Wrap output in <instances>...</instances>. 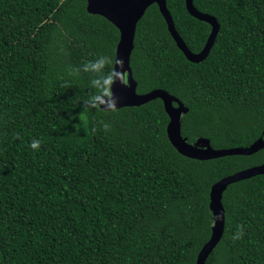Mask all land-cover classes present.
Here are the masks:
<instances>
[{
    "label": "trees",
    "instance_id": "16d2710c",
    "mask_svg": "<svg viewBox=\"0 0 264 264\" xmlns=\"http://www.w3.org/2000/svg\"><path fill=\"white\" fill-rule=\"evenodd\" d=\"M86 4L0 0V264H195L211 234V185L262 164L264 148L194 159L169 141L160 98L94 107L119 32ZM192 4L218 23L208 54L188 60L152 3L130 56L136 92L181 100L188 142L249 146L264 138V0ZM166 6L199 52L211 25L185 0ZM101 57L110 63L94 69ZM222 204L224 231L205 264H264V173L228 184Z\"/></svg>",
    "mask_w": 264,
    "mask_h": 264
},
{
    "label": "water",
    "instance_id": "95a60500",
    "mask_svg": "<svg viewBox=\"0 0 264 264\" xmlns=\"http://www.w3.org/2000/svg\"><path fill=\"white\" fill-rule=\"evenodd\" d=\"M86 2V9L90 14L103 16L118 29L119 38L115 48L113 70L115 73L121 74L128 72L129 79L128 86H125L121 81L124 89L112 90L110 97L100 94L104 102L97 103H99L101 108L108 110L109 102L114 103L115 108H119L125 105H140L149 100L160 98L163 101L164 110L168 116L166 133L169 141L180 154L194 159L203 160L231 154L248 155L264 148V139L262 137L257 138L246 147L214 148L211 146L208 138L201 136L196 138L194 142H188L187 137L181 133V117L188 111V108L181 100L161 88H155L146 93L136 92V81L132 76L130 56L134 47V35L137 22L141 19L149 5L152 3L157 4L177 46L182 50L186 58L192 62L203 60L213 44L214 37L218 31V23L213 16L197 11L192 4V0H185L186 8L192 16L204 20L211 25V31L203 49L195 53L189 50L185 41L176 30L172 16L167 9L166 0H86ZM119 60L123 61V66H121ZM118 79H120L119 76H114L113 78V80ZM262 173H264V162L260 165L252 166L225 176L211 185L209 192V209L212 213L213 220L211 234L209 239L200 248L195 264H205L208 255L222 237L225 223L222 196L227 185L240 179ZM218 214L222 215V219L217 220Z\"/></svg>",
    "mask_w": 264,
    "mask_h": 264
},
{
    "label": "clouds",
    "instance_id": "9594fccd",
    "mask_svg": "<svg viewBox=\"0 0 264 264\" xmlns=\"http://www.w3.org/2000/svg\"><path fill=\"white\" fill-rule=\"evenodd\" d=\"M168 9V8H167ZM196 9V8H195ZM197 10V9H196ZM198 11V10H197ZM200 12V11H199ZM203 13V12H202ZM210 15V14H209ZM173 19V18H172ZM208 38V37H207ZM207 40V39H206ZM206 43V42H205ZM203 49V48H202ZM201 49V50H202ZM190 50V49H189ZM200 50V51H201ZM197 53V52H195ZM110 63L109 59L107 57H101L96 64L92 65V67L94 69H97L99 70L100 68L104 67L105 64H108ZM119 63L121 64V66H123V61L122 60H119ZM114 76H119V78L121 79H118V80H113ZM121 81L124 83L125 86H128L129 85V79H128V72H125V73H115L114 70H112L107 76H105L103 78V83L105 85L104 89H103V93L105 96H111V91H110V88L111 90L113 91H117L119 89H124L123 85L121 84ZM98 83V81H97ZM103 103L104 101L102 100L101 96L100 95H96L94 98H93V106L94 107H97L99 108V103ZM174 104V102H173ZM108 110H112V111H115L116 108H115V105L114 103H111L109 102L108 103ZM183 116V115H182ZM262 137V136H260ZM259 138V137H258ZM263 138V137H262ZM264 139V138H263ZM39 141L37 140H33L32 141V144H31V147L33 149H37L39 147ZM253 143V142H252ZM222 219V215L218 214L217 215V220H220ZM243 236V226H238V231L237 233L234 235L233 239H240L242 238Z\"/></svg>",
    "mask_w": 264,
    "mask_h": 264
},
{
    "label": "flooded vegetation",
    "instance_id": "af4514ba",
    "mask_svg": "<svg viewBox=\"0 0 264 264\" xmlns=\"http://www.w3.org/2000/svg\"><path fill=\"white\" fill-rule=\"evenodd\" d=\"M174 105H175V103H174Z\"/></svg>",
    "mask_w": 264,
    "mask_h": 264
}]
</instances>
